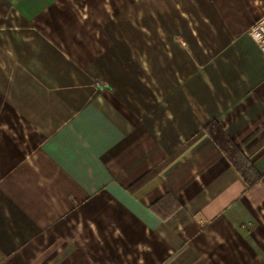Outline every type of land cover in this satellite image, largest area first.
<instances>
[{"label":"crops","instance_id":"obj_1","mask_svg":"<svg viewBox=\"0 0 264 264\" xmlns=\"http://www.w3.org/2000/svg\"><path fill=\"white\" fill-rule=\"evenodd\" d=\"M263 15L0 0V264H264Z\"/></svg>","mask_w":264,"mask_h":264},{"label":"trees","instance_id":"obj_2","mask_svg":"<svg viewBox=\"0 0 264 264\" xmlns=\"http://www.w3.org/2000/svg\"><path fill=\"white\" fill-rule=\"evenodd\" d=\"M204 127L206 129L210 127L211 130H214L213 132L210 131L212 140L216 143L219 149L229 158L234 167H236L248 187L254 186L258 181V179H256V172L252 168V166L246 162V160H243V156L241 155L240 150L223 134V132L219 129L218 125L215 122L210 123L208 125H204Z\"/></svg>","mask_w":264,"mask_h":264},{"label":"built area","instance_id":"obj_3","mask_svg":"<svg viewBox=\"0 0 264 264\" xmlns=\"http://www.w3.org/2000/svg\"><path fill=\"white\" fill-rule=\"evenodd\" d=\"M247 35L264 52V15L255 21L248 29Z\"/></svg>","mask_w":264,"mask_h":264},{"label":"water","instance_id":"obj_4","mask_svg":"<svg viewBox=\"0 0 264 264\" xmlns=\"http://www.w3.org/2000/svg\"><path fill=\"white\" fill-rule=\"evenodd\" d=\"M100 89V87H98Z\"/></svg>","mask_w":264,"mask_h":264}]
</instances>
